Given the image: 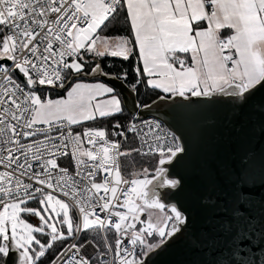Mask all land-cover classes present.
<instances>
[{
  "label": "snow or ice",
  "instance_id": "snow-or-ice-1",
  "mask_svg": "<svg viewBox=\"0 0 264 264\" xmlns=\"http://www.w3.org/2000/svg\"><path fill=\"white\" fill-rule=\"evenodd\" d=\"M121 17L127 36L99 34ZM87 54L123 60L138 55L142 66L135 72L147 79H137L134 88L145 82L171 96L220 93L243 104L264 86V0H0V257L5 264L10 251L18 253L17 264H43L55 243L89 229L104 230L102 250L94 244L97 257L82 254L89 242L76 241L62 246L49 264H93L94 259L145 264L185 224L183 213L162 202L166 197L157 191L178 187L180 181L168 179L164 165L184 151L158 134L159 122H144L140 129L133 124L129 131L143 137L141 148L121 151V143L109 140L103 129L72 130L122 111L112 87L75 83L66 99L45 92L101 73L99 63L86 67ZM112 135L127 139L123 131ZM131 151L159 154L152 179L147 168L131 173V179L122 175L120 158ZM68 157L74 175L61 167ZM243 182L242 174L237 186ZM242 198L232 221L221 226L226 233L241 225ZM29 202L38 207H28ZM73 208L80 214L75 226ZM145 212L148 218L142 220ZM25 216L36 217L38 224ZM156 237L158 242H150Z\"/></svg>",
  "mask_w": 264,
  "mask_h": 264
},
{
  "label": "water",
  "instance_id": "water-1",
  "mask_svg": "<svg viewBox=\"0 0 264 264\" xmlns=\"http://www.w3.org/2000/svg\"><path fill=\"white\" fill-rule=\"evenodd\" d=\"M96 77L117 90L130 115L158 119L184 149L164 165L167 178L180 184L157 191L183 213L185 224L145 264H264V86L243 104L216 93L161 96L141 106L123 81ZM240 194L241 225L226 233L221 226L232 221ZM17 257L10 251L6 264H17Z\"/></svg>",
  "mask_w": 264,
  "mask_h": 264
},
{
  "label": "trees",
  "instance_id": "trees-1",
  "mask_svg": "<svg viewBox=\"0 0 264 264\" xmlns=\"http://www.w3.org/2000/svg\"><path fill=\"white\" fill-rule=\"evenodd\" d=\"M103 34L108 37L127 36L128 32L126 30V25L123 23V18L121 17L119 20H111L109 28L103 30ZM85 61H86V67L89 70L91 67H94L96 63H99L102 69V72L100 74L106 73L104 75L112 76L123 81L125 85H127L131 90L134 91L138 105L141 106L147 105L163 95L157 89L149 87L145 82L136 84L135 88L133 87L137 79L146 80V77L141 78L135 72V68L139 66L137 55L130 57L129 60H123L122 58H118V57H111V56L93 57L88 54L85 56ZM125 73L127 74V78H124ZM86 76L81 75L79 79L81 80L87 79ZM89 77H91V80L96 79L93 74L92 76L89 75ZM74 80H72L71 83ZM112 88L114 89L115 93L118 95V98L121 100V97L117 92V90L114 87ZM64 91L65 89L62 90L45 89V92L49 95V97L63 96ZM121 107H122V111L120 113L104 118L97 117L93 121H87L81 123V126L80 125H76V126L79 129H81V131L84 130L85 128H97V129L105 130L108 133V135H112L114 131H119L121 128H123L131 117L128 111L124 108L123 104ZM116 123H119L121 125V128L119 130L114 129L113 127ZM132 149H136V144L135 141L132 139V137L128 136L124 142L123 150L130 151ZM158 157H159L158 153L156 154L149 153L148 155H141L140 152L131 151L130 155L122 157L123 169L125 173L129 175L131 174V172L143 168H147L149 171H153L158 166ZM63 245L64 243H61L60 245L55 246L57 248L54 247L50 249L48 252H46V256L41 259L43 264H49V260L52 258L53 254L58 253ZM37 264H41V262H37Z\"/></svg>",
  "mask_w": 264,
  "mask_h": 264
},
{
  "label": "built area",
  "instance_id": "built-area-1",
  "mask_svg": "<svg viewBox=\"0 0 264 264\" xmlns=\"http://www.w3.org/2000/svg\"><path fill=\"white\" fill-rule=\"evenodd\" d=\"M71 81L72 80H66L64 88H66L69 85V83H71ZM64 88L55 87V88H45V89L46 90H48V89L62 90ZM144 122H149V123L159 122L160 125H161V129H160V132L158 134H160L163 137H165L166 141L168 143H171V142L174 141L175 143L180 144L178 139H177V137L175 136V134L172 133L158 119L153 118V117L138 119L136 117V115H131L130 119L127 121V123L124 125V127L121 128L119 131H123L125 133L126 137H128V136L132 137V139L135 141L136 149L141 148V145H142V142H143V137L142 136H138L136 133H133V132L129 131V129L132 127L133 124H135L137 126V128L140 129L143 126ZM76 127H77L76 125L72 126V130H73L74 133H77V132L82 133L83 132V130L81 131V129H79L78 127L76 128ZM108 139L109 140H114V141H119L121 143V151H124L123 150V145H124V142H125V138L124 137L108 135ZM84 147H89V145H87L86 141H85ZM69 160H70V157L63 158L62 161H61V167H69ZM120 166H121V170H122V175L125 178L131 179L132 178L131 175L125 173V171L123 169L122 157L120 158ZM69 173L74 175L75 174V168L74 167H69ZM102 175L103 174H101L100 178H102ZM61 198L63 199L64 197L61 196ZM68 202L71 205V201H68ZM72 216H73L74 224L75 225L79 224L80 223V214H79L78 209H76V208L72 209ZM103 231L104 230H101V229H89L87 232L77 233V234H75L74 239H69L68 241L64 242L63 246L70 245L71 243L76 242V241H79L82 244L87 241V242H89L88 246L86 248L82 249V254H86V255L92 256V257H97L99 255V253H98L97 249L94 247V244H97V243L100 244L101 245V250H102V244H103L102 234H103ZM108 235H109V239L111 240L112 237H113V234L111 232H109ZM108 259L111 260V255L108 256ZM0 264H3L2 257H0ZM57 264H59V261L57 262ZM93 264H98V261L94 259Z\"/></svg>",
  "mask_w": 264,
  "mask_h": 264
},
{
  "label": "rangeland",
  "instance_id": "rangeland-1",
  "mask_svg": "<svg viewBox=\"0 0 264 264\" xmlns=\"http://www.w3.org/2000/svg\"><path fill=\"white\" fill-rule=\"evenodd\" d=\"M98 32H99V34L100 35H102V36H105L104 34H103V31H101V30H98ZM111 38H117V37H111ZM88 55V54H87ZM89 55H91V54H89ZM92 56V55H91ZM99 73H96V74H93L94 76H96V75H98ZM89 76V75H88ZM91 76H92V74H91ZM75 83H85V84H95V83H104V84H106L105 82H100V81H97V80H88V79H75L71 84H69L66 88H64L65 89V91H64V95L63 96H60V97H50V98H52V99H59V98H67V92H68V90L72 87V85L73 84H75ZM107 85V84H106ZM109 86V85H108ZM111 87V86H110ZM118 96V95H117ZM98 117V116H97ZM87 122V121H86ZM82 123H84V122H82ZM80 126H81V124H80ZM93 129H97V128H93ZM158 159H159V157H158ZM144 169V168H143ZM142 172V169H138V170H136V171H134V172H131V173H141ZM131 175V174H130ZM155 176V169L153 170V171H148V178L149 179H152L153 177ZM132 177V176H131ZM139 178H141V179H143L144 177H143V175H140L139 176ZM162 179H164V178H157V179H155V180H153V184L154 185H158L159 183H160V181L162 180ZM149 187H151V186H149ZM28 207H38V203L37 202H29L28 203V205H27ZM153 212H156V213H158V210H152ZM166 211H167V208H166ZM71 215H72V210H71V213H70ZM27 221H29V222H31V223H33V225L34 226H36L37 224H38V219L36 218V217H27V216H25L24 217ZM147 212H145L142 216H141V219L142 220H147ZM73 222H74V220H73ZM74 226H75V224H74ZM142 225H138V227H141ZM65 231H66V228L64 229ZM37 236H38V238H40L41 240H42V242H45L46 240H47V237H41L39 234H37ZM149 240H150V242H158V240H159V238L158 237H156L154 240L152 239V238H149ZM66 241H68V240H65V241H61V242H57V243H55L54 244V246H53V248L55 247V246H58V245H60L61 243H64V242H66ZM34 247H37V250H38V246H34ZM55 248H57V247H55ZM49 251V250H48ZM15 252V251H14ZM16 254H17V256H18V253L17 252H15ZM44 258V257H43ZM42 259V258H41Z\"/></svg>",
  "mask_w": 264,
  "mask_h": 264
},
{
  "label": "crops",
  "instance_id": "crops-1",
  "mask_svg": "<svg viewBox=\"0 0 264 264\" xmlns=\"http://www.w3.org/2000/svg\"><path fill=\"white\" fill-rule=\"evenodd\" d=\"M228 34H230V31L224 33V35H228ZM137 60L139 61L138 55H137ZM189 63H190V60H189ZM139 66H142V62H140V61H139ZM229 66H230V65H229ZM145 77H146V76H145ZM146 79H147V77H146ZM107 85H108V84H107ZM109 86H110V85H109ZM111 87H112V86H111ZM149 87H150V86H149ZM157 90L163 94L162 96H171L170 94L163 93V91L160 90V89H157ZM187 95H191V94L189 93V94H187ZM121 106H122V103H121Z\"/></svg>",
  "mask_w": 264,
  "mask_h": 264
},
{
  "label": "flooded vegetation",
  "instance_id": "flooded-vegetation-1",
  "mask_svg": "<svg viewBox=\"0 0 264 264\" xmlns=\"http://www.w3.org/2000/svg\"><path fill=\"white\" fill-rule=\"evenodd\" d=\"M86 78H87L88 80H91V77H89V76H86ZM95 78H96V79H94V80L99 81V79H98L96 76H95ZM92 79H93V78H92ZM100 82H103V81L100 80ZM4 259H5V258L2 257V260H3V261H4Z\"/></svg>",
  "mask_w": 264,
  "mask_h": 264
}]
</instances>
